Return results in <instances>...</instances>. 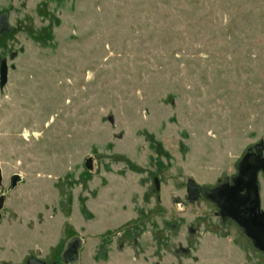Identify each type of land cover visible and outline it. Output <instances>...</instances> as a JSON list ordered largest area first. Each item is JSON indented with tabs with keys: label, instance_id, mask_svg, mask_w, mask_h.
I'll use <instances>...</instances> for the list:
<instances>
[{
	"label": "rangeland",
	"instance_id": "rangeland-1",
	"mask_svg": "<svg viewBox=\"0 0 264 264\" xmlns=\"http://www.w3.org/2000/svg\"><path fill=\"white\" fill-rule=\"evenodd\" d=\"M2 60L0 264H264L207 196L264 165V0H0Z\"/></svg>",
	"mask_w": 264,
	"mask_h": 264
},
{
	"label": "flooded vegetation",
	"instance_id": "flooded-vegetation-1",
	"mask_svg": "<svg viewBox=\"0 0 264 264\" xmlns=\"http://www.w3.org/2000/svg\"><path fill=\"white\" fill-rule=\"evenodd\" d=\"M258 158L255 155H251L247 160L244 161L241 166L239 176L236 178L234 184L231 187L216 190L207 196L215 200L217 203L220 213L222 215L226 214L230 218H232L238 225H240L245 233L246 229L244 226H247L249 230L248 235L255 243V245L264 251V231H262L255 223L260 220V216L264 218V212H262L259 208L258 217L256 220L252 221L250 214V207L254 205V187L255 180L252 181V177L254 176V169L259 166ZM187 190V184H186ZM256 190V189H255ZM188 194V190H187ZM199 196V190L198 195ZM188 194V198H189ZM190 199V198H189ZM258 199V195H257ZM259 206V201H258ZM30 264H42L37 261H32Z\"/></svg>",
	"mask_w": 264,
	"mask_h": 264
},
{
	"label": "water",
	"instance_id": "water-1",
	"mask_svg": "<svg viewBox=\"0 0 264 264\" xmlns=\"http://www.w3.org/2000/svg\"><path fill=\"white\" fill-rule=\"evenodd\" d=\"M6 81V63H5V60H2L0 62V87L3 86V84L5 83ZM251 155H247L245 158H244V161L248 159V157H250ZM253 156V155H252ZM259 161V160H258ZM86 165L88 166V163H86ZM263 169L264 168V165L261 163L260 161V164L258 167H256L254 169V176L252 177V181L255 180V172L257 169ZM1 177V175H0ZM18 181V175H13L10 179V187H14L16 182ZM256 186L254 187V205H252L250 207V214L252 213L251 215V218H252V221L258 217V213L257 211H259V206H258V199H257V192H256ZM187 190H188V194H189V198L190 200L192 199H196L197 198V195H198V190H199V187L192 184L190 181L187 183ZM2 199L0 198V203H1ZM262 231H264V218L260 216V220H258L256 223H255ZM244 228L246 229V232L248 233V235L251 236V234L249 233V230L247 229V226L245 225Z\"/></svg>",
	"mask_w": 264,
	"mask_h": 264
}]
</instances>
